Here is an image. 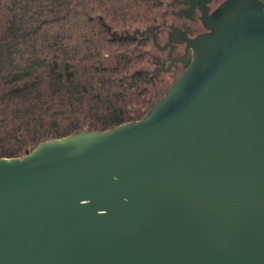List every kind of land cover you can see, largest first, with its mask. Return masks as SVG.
I'll use <instances>...</instances> for the list:
<instances>
[{"label": "water", "instance_id": "water-1", "mask_svg": "<svg viewBox=\"0 0 264 264\" xmlns=\"http://www.w3.org/2000/svg\"><path fill=\"white\" fill-rule=\"evenodd\" d=\"M203 23L143 120L0 159V264H264V2Z\"/></svg>", "mask_w": 264, "mask_h": 264}, {"label": "trees", "instance_id": "trees-1", "mask_svg": "<svg viewBox=\"0 0 264 264\" xmlns=\"http://www.w3.org/2000/svg\"><path fill=\"white\" fill-rule=\"evenodd\" d=\"M169 1L0 0V159L143 120Z\"/></svg>", "mask_w": 264, "mask_h": 264}, {"label": "flooded vegetation", "instance_id": "flooded-vegetation-1", "mask_svg": "<svg viewBox=\"0 0 264 264\" xmlns=\"http://www.w3.org/2000/svg\"><path fill=\"white\" fill-rule=\"evenodd\" d=\"M224 1L212 7L216 0H172L170 5L173 4L175 8L167 9L166 25L161 23L148 32L153 48L160 52V57H157L160 65L157 73L163 75L164 83L169 82L166 93L188 68L193 57V50L188 49L187 40L208 31L203 23V10L206 9L213 18Z\"/></svg>", "mask_w": 264, "mask_h": 264}, {"label": "rangeland", "instance_id": "rangeland-1", "mask_svg": "<svg viewBox=\"0 0 264 264\" xmlns=\"http://www.w3.org/2000/svg\"><path fill=\"white\" fill-rule=\"evenodd\" d=\"M222 1L223 0H216V2H214L212 7L217 6ZM170 3H172V0L169 1L166 9H170V8L174 9L175 8L174 5L173 4L170 5ZM173 21H174V18H173ZM174 22H176V21H174ZM161 42H162V40H161ZM157 57H160V52L157 49L153 48L151 72H152L153 77H154V85L152 87V97H153V100H155V101L160 100L165 95V93L168 89L167 86L169 85V82L164 83L163 75L157 73V70L160 68V65L157 63Z\"/></svg>", "mask_w": 264, "mask_h": 264}, {"label": "built area", "instance_id": "built-area-1", "mask_svg": "<svg viewBox=\"0 0 264 264\" xmlns=\"http://www.w3.org/2000/svg\"><path fill=\"white\" fill-rule=\"evenodd\" d=\"M264 1V0H263Z\"/></svg>", "mask_w": 264, "mask_h": 264}]
</instances>
